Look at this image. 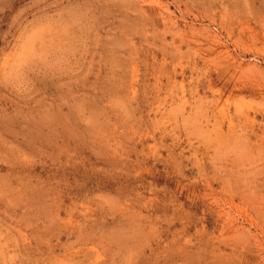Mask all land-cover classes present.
<instances>
[{
  "label": "rangeland",
  "instance_id": "rangeland-1",
  "mask_svg": "<svg viewBox=\"0 0 264 264\" xmlns=\"http://www.w3.org/2000/svg\"><path fill=\"white\" fill-rule=\"evenodd\" d=\"M0 264H264V0H0Z\"/></svg>",
  "mask_w": 264,
  "mask_h": 264
}]
</instances>
